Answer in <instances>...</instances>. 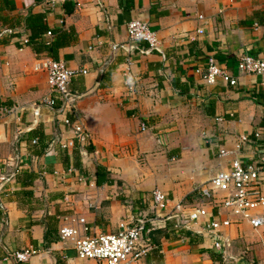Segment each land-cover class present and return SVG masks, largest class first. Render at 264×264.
Instances as JSON below:
<instances>
[{
	"label": "crops",
	"instance_id": "obj_1",
	"mask_svg": "<svg viewBox=\"0 0 264 264\" xmlns=\"http://www.w3.org/2000/svg\"><path fill=\"white\" fill-rule=\"evenodd\" d=\"M133 20L149 24L157 48L123 50ZM43 56L87 71L69 92L89 145L62 149L74 134L53 111L37 108L51 95L47 75L32 70ZM211 56L233 74L243 56L264 60V0H0V264H95L60 241L61 228L115 234L141 220L154 228L139 243L141 264H264V226L230 217L221 254L166 219L169 210H153L151 192L159 189L173 203L216 216L200 188L264 148V77L207 86L197 70ZM127 70L137 79L131 99ZM241 137L247 142L237 149ZM97 166L104 168L100 185ZM79 177L94 178L93 187ZM257 214L264 218V209ZM26 248L41 252L24 263L2 261Z\"/></svg>",
	"mask_w": 264,
	"mask_h": 264
},
{
	"label": "built area",
	"instance_id": "obj_2",
	"mask_svg": "<svg viewBox=\"0 0 264 264\" xmlns=\"http://www.w3.org/2000/svg\"><path fill=\"white\" fill-rule=\"evenodd\" d=\"M79 6L80 4H77L76 7L79 8ZM254 28L258 30L259 26L255 24ZM126 29L128 44L123 46V50L127 54L141 50V45L146 46V49L141 51H151L159 46L158 38L151 31L147 22L133 20L127 24ZM196 33L203 35V30L200 29ZM47 36L51 37L52 33L48 32ZM32 70L35 73L47 75L48 87L51 92L49 97L43 98L38 103L37 108L44 107L53 111L60 124L69 128L74 134L73 139L61 142V148L73 149L76 142L81 146L89 145L91 138L77 113L76 99L69 92L71 80L78 74L86 75L87 71L71 70L62 62L44 57L35 60ZM197 73L207 86H213L218 81L235 86L237 75L264 77V60L252 56H243L236 65V74H233L211 56L207 58L205 68L197 70ZM136 80L134 74L127 70L124 88L130 99L135 94ZM144 129L145 126H142V130ZM203 136L205 140H208L209 137L205 133ZM255 137L258 138L259 133H255ZM36 142L34 140L33 144ZM246 142L247 138L241 137L237 149H240L241 144ZM227 155L230 153L224 150L220 151L221 157ZM72 171L69 170L68 174H71ZM94 181V178L86 180L84 177H79V182L89 187H93ZM263 184L264 148L260 151L257 159L248 162L239 159L233 160L228 171L217 173L205 186L200 188V196L217 210L216 216L203 206L191 207L182 202L173 203L169 196L159 189L151 192L153 210L155 212L169 210L166 219H174L176 226L192 230L195 234L209 239L212 248L216 252L224 254L229 242L223 230L232 225L230 217L238 218L256 230L264 226V218L257 214L258 211L264 209V194L261 190ZM219 192H229V195L218 202L216 194ZM89 207L97 209V204L92 203ZM147 222L146 220L137 221L132 225L125 226L115 234L89 233L86 236H81L78 228L67 226L60 229L59 238L62 243L70 244L77 258L81 260L93 261L95 264H141L145 251L138 250L139 243L144 234L154 230L152 225L148 228ZM77 223L83 227L84 233L89 231L85 227L83 219L78 220ZM39 252L41 250L33 248L7 252L2 261L24 263Z\"/></svg>",
	"mask_w": 264,
	"mask_h": 264
},
{
	"label": "trees",
	"instance_id": "obj_3",
	"mask_svg": "<svg viewBox=\"0 0 264 264\" xmlns=\"http://www.w3.org/2000/svg\"><path fill=\"white\" fill-rule=\"evenodd\" d=\"M48 33V32H47ZM47 33H46V35H47ZM33 38H31V40H34V38H36L37 36H32ZM47 45V47L49 48V49H52V44H51V42L50 43H47L46 44ZM44 58H50V57H48V56H43ZM50 59H52V58H50ZM103 171H104V168H102V166H97V172H96V178H97V185H100V184H102V182L104 181V178H103V176H102V173H103ZM154 233H156V234H159V231L158 232H154Z\"/></svg>",
	"mask_w": 264,
	"mask_h": 264
}]
</instances>
